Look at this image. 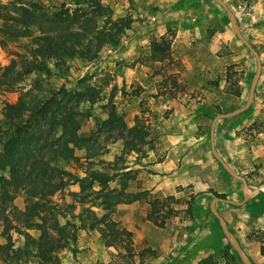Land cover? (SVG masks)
<instances>
[{
    "label": "rangeland",
    "instance_id": "obj_1",
    "mask_svg": "<svg viewBox=\"0 0 264 264\" xmlns=\"http://www.w3.org/2000/svg\"><path fill=\"white\" fill-rule=\"evenodd\" d=\"M224 1L262 66L250 108L219 120L214 129L216 150L254 193L244 205L218 202L216 209L252 263L264 264V0ZM33 5L36 14L51 15L60 7L87 12L96 29L125 26L115 43L95 48L92 41L91 51L62 63L36 55L30 38L11 41L0 34V69L11 61L18 70L33 66L16 88H0V151L16 123L4 106L24 95L30 104L56 97L73 107L78 133L97 141L74 149V159L60 163L69 184L50 197V204L9 190L2 217L13 227L6 232L0 218V264H30L34 257L25 253L31 247L26 236L37 239L42 230L61 245L54 220L75 235L58 248L60 264H199L207 256L215 264H242L209 209L213 193L236 201L244 196L241 182L211 154L209 130L216 114L245 102L256 69L225 11L213 0H0V13L17 16ZM3 23L0 18V28ZM160 37L170 41V50L157 62L150 58L149 44ZM86 91L94 94L93 104L82 95ZM110 105L123 125L101 130ZM135 123L147 133L145 143L129 133ZM130 140L135 148L126 145ZM6 176L0 167V184ZM100 181H106L103 190ZM109 189L143 192L146 199L108 208L104 193ZM168 196L177 202L166 204L162 213L169 207L177 213L155 226L146 218L147 201ZM31 203L39 217L27 228L23 212ZM3 206L0 197V211ZM106 213L118 230L132 233V256L121 246L106 247L93 227Z\"/></svg>",
    "mask_w": 264,
    "mask_h": 264
},
{
    "label": "trees",
    "instance_id": "obj_2",
    "mask_svg": "<svg viewBox=\"0 0 264 264\" xmlns=\"http://www.w3.org/2000/svg\"><path fill=\"white\" fill-rule=\"evenodd\" d=\"M34 8H37L36 5L30 8L22 7L17 16H6L0 13V18L4 22L0 28V34L11 41L30 38L35 46L32 51L36 55L46 57L45 60L53 59L55 63H62L68 58L91 51L92 41L95 48L106 43H115L125 26L122 23L115 31L96 29L92 25V17L87 15V12L69 13L67 9L60 7L58 11L46 15L33 13ZM34 27L37 28L35 35L32 30ZM169 50L170 41L163 37L150 41L149 54L153 61L165 60L169 56ZM29 66L32 65L28 64L18 70L15 67V61H11L7 66L2 67L0 88H16ZM236 94H238L237 91ZM82 95L87 97L91 104L96 101L91 91H86ZM24 97H20L16 103H7L4 106L6 117L10 121L16 120L9 136L4 138L0 151V167L7 170V176L1 178L0 184L1 204L4 205L0 211V218L3 219L6 232L13 227L7 217H2L9 206V190L23 191L28 200L37 198L50 204V197L69 184L67 180H64L63 176L67 175V172L60 163L74 159V149H80L90 143L89 135L78 133L80 128L77 121L78 113L73 107L61 104L56 97L33 104L27 102ZM109 108L108 117L102 123L101 130L109 131L123 125V118L116 112L115 107L110 105ZM57 133L59 135L55 137ZM129 133L139 144L145 143L147 133L137 123L129 129ZM96 142L90 143L91 146ZM126 145L135 148L137 143L130 140L126 142ZM98 184L101 190L105 189L106 181H100ZM101 190L99 192H102ZM144 194L143 192L128 194L123 189H109L104 193V203L108 205V208H113L118 203L145 200ZM213 195L224 198L223 194L213 193ZM171 201L177 202L172 196L147 201L149 209L146 218L155 226L162 227L166 219L177 213V210L170 207L162 213V210L166 208L165 205ZM89 213L94 215L92 212ZM23 214L24 225L27 228L33 227L34 218L39 217L36 203L29 204ZM41 218L45 221L43 217ZM53 226L58 232L59 240L62 241L61 245L51 241L44 230L37 239L26 236L27 243L31 247L27 248L25 253L34 257L30 264H60L57 256L58 248L67 246L69 238L73 240L75 235L70 237L67 227L59 226L56 220L53 221ZM93 227L100 231L106 247L121 246L125 253L132 256V233L123 229L118 230L116 223L109 219L108 213L97 218ZM199 264H215V262L207 256L200 260Z\"/></svg>",
    "mask_w": 264,
    "mask_h": 264
},
{
    "label": "water",
    "instance_id": "obj_3",
    "mask_svg": "<svg viewBox=\"0 0 264 264\" xmlns=\"http://www.w3.org/2000/svg\"><path fill=\"white\" fill-rule=\"evenodd\" d=\"M213 1L216 2L225 11L227 18H228L229 26H230L231 30L233 31V33L235 34L236 38L254 56L255 61H256V69H255V72L252 76L250 86H249V91H248L247 98H246L245 102L241 106H239V107H237L231 111L216 114L211 121L210 130H209L211 154L213 155V157L216 159V161L221 165L223 170L229 176H231L232 178L241 182L244 196L239 201L221 198V197H213L209 203V209H210L211 213L214 215V217L217 219L219 227H220L224 237L228 241L231 248L236 252V254L239 257L242 264H254L246 256V254L244 253V250L242 249V247H241L239 241L237 240L236 236L229 230L224 218L222 217V215H220V213L216 209V203H218V202L228 203V204H232V205H236V206L244 205L254 192H252L250 187L248 186L246 178L243 175H240L239 173H237L230 165H228L224 161L222 156L216 150L215 139H214V129H215L216 123L219 120L237 116L239 114L244 113L245 111H247L250 108V106L252 105V102H253V98H254V94H255V88H256V84H257V81H258V78L260 75V70H261L262 64H261V60H260V57H259L257 50L250 44V42L242 34L240 27L237 23L234 12L228 7V5L226 4V2L224 0H213Z\"/></svg>",
    "mask_w": 264,
    "mask_h": 264
},
{
    "label": "crops",
    "instance_id": "obj_4",
    "mask_svg": "<svg viewBox=\"0 0 264 264\" xmlns=\"http://www.w3.org/2000/svg\"><path fill=\"white\" fill-rule=\"evenodd\" d=\"M224 218V217H223ZM225 220V219H224ZM225 222H226V220H225ZM226 224H227V222H226ZM227 226H228V224H227ZM237 238V237H236ZM238 240V239H237ZM240 243V242H239ZM241 245V244H240ZM242 247V246H241ZM243 249V248H242Z\"/></svg>",
    "mask_w": 264,
    "mask_h": 264
}]
</instances>
